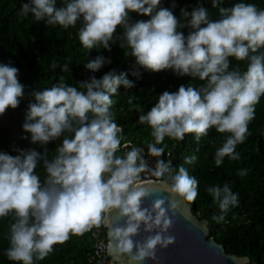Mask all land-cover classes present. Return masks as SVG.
I'll return each mask as SVG.
<instances>
[{"label": "clouds", "instance_id": "clouds-1", "mask_svg": "<svg viewBox=\"0 0 264 264\" xmlns=\"http://www.w3.org/2000/svg\"><path fill=\"white\" fill-rule=\"evenodd\" d=\"M161 3L62 0L57 8L56 0H27L21 5V19L31 14L36 21L64 29L79 22L78 38L85 49L111 51L110 45L118 40L121 49L130 50L138 68L153 73L171 70L177 77L203 83L164 91L155 105L139 116L138 122L148 125L154 138L147 147V155L155 158L154 167L149 166L143 148L125 143L123 147L130 150L117 155L125 138L111 111L112 97L121 86L125 90L135 87L127 72L111 70L78 86L64 83L61 76L59 83L33 92L34 102L24 114L22 130L30 134V143L43 151L14 149L15 156L0 152V219L11 217L9 246L4 253L9 261H42L55 245L108 225L113 214L124 222L109 226L107 248L127 257L129 264L155 261L157 249L175 243L169 232L177 213L196 223L187 204L198 195V181L183 165L176 170L170 160L161 159L164 149L157 145L165 137L182 141L187 134H194L199 141L214 128L228 134L215 152V165L219 167L225 157L240 159L236 147L247 138L256 105L264 97V9L245 2L223 7V0H211L212 8L218 9V19H210L204 7L191 12L182 8V19H178ZM175 7L173 3L171 8ZM132 13L149 19L133 22ZM118 28L122 29L119 35ZM184 29L188 30L186 36ZM230 58L247 60L246 70H230ZM106 64H111V59L98 55L85 68L95 73ZM57 67L64 73L70 71L68 63L54 61L51 68ZM132 75L138 77L139 72ZM23 94L18 69L0 64V116L9 108L16 109ZM133 98L130 94V105ZM136 108L139 110L138 105ZM61 137L55 155L49 158L46 146ZM196 160L195 155L186 157L184 164L192 165ZM41 162L43 181L36 172ZM144 173L155 180H143ZM238 175H247V170ZM154 190L168 193L170 199L157 197L150 207H143ZM206 191L219 209L212 219L223 222L230 208L238 205V194L228 184ZM141 230L143 238L134 239Z\"/></svg>", "mask_w": 264, "mask_h": 264}, {"label": "trees", "instance_id": "trees-1", "mask_svg": "<svg viewBox=\"0 0 264 264\" xmlns=\"http://www.w3.org/2000/svg\"><path fill=\"white\" fill-rule=\"evenodd\" d=\"M27 0H0V64H11L18 69L19 82L24 86V94L16 109H7L5 113L14 114L19 118V124L24 122V114L29 103L34 102L33 92L42 91L60 82L64 77V83L70 86H78L81 81H86L95 76L100 79L111 70L127 72V79L134 82L135 87L125 90L123 86L118 89L111 111L116 123L122 127L124 141L131 144L146 146L154 143L151 129L148 125L138 122L139 116L148 112L157 102L164 91L175 92L180 85L199 87L203 82L190 77H177L171 70L153 73L135 66V60L130 57V50L121 49L120 41L110 45L111 51L100 48L88 50L83 48L78 38L79 22L75 27L64 29L60 26H48L45 21H36L31 14L21 19L18 15L20 7ZM238 2L252 3L258 8L264 9V0H223L221 6L231 7ZM175 3L176 7L171 8ZM62 5V0H56V7ZM161 7L169 8L178 19L180 10L189 12L196 7H204L209 11L210 19H218V9H213L211 0H162ZM134 21L147 20L149 17L130 14ZM185 36L188 30L184 29ZM122 29H117L121 34ZM264 51V49H261ZM102 55L111 59V64H106L98 72H91L85 65L96 56ZM69 64L70 71L64 73L57 67L51 68V64ZM248 61H236L230 58V70L239 68L241 72L247 68ZM138 71L139 76H133L132 72ZM130 94L134 95L133 103H128ZM139 106L137 110L136 106ZM65 135H69L65 133ZM228 134L218 133L214 128L210 129L206 136L199 141L194 134H187L182 141H176L165 137L161 145L164 153H169L173 168L178 170L183 165L188 174L198 181V195L191 202L192 213L199 219L208 221V237L222 245L227 254L237 257H247L248 264H264V97L256 105L255 118L249 123L247 138L242 144L237 145L236 152L240 154L239 160H230L225 157L222 164L215 165V152L220 148ZM28 139H19L13 142L7 131L6 124L0 117V152L12 156L18 153L14 149L34 148L43 151L39 145L30 143ZM49 143L46 147L49 158L55 155V149L62 141ZM117 155H123L121 151ZM195 155L197 160L192 165L184 164L186 157ZM161 158V157H160ZM247 170V175L240 176V170ZM43 181L45 177L41 165L36 170ZM228 184L233 193L238 194L239 203L230 208L223 222L217 223L212 219L219 214L218 205L213 203L207 188ZM11 217L0 219V264H16L9 261L5 250L8 248V226ZM105 230L101 237L104 238ZM93 239L91 231L83 236H72L62 245H55L44 260L35 264H95L93 258Z\"/></svg>", "mask_w": 264, "mask_h": 264}, {"label": "water", "instance_id": "water-1", "mask_svg": "<svg viewBox=\"0 0 264 264\" xmlns=\"http://www.w3.org/2000/svg\"><path fill=\"white\" fill-rule=\"evenodd\" d=\"M157 197L170 199L168 193L158 190L153 191V196L143 202V207H150L152 200ZM187 203V202H186ZM183 207V206H181ZM190 209V215L195 218L196 223L192 224L187 221L182 214L177 213L174 218V224L169 235L175 237L174 245L167 249H157L156 260H146L144 264H248L247 257H237L227 254L224 247L215 242L213 238L208 237V221L199 219ZM171 215V214H170ZM123 220L113 214L110 217L108 225H102L105 230V237L108 241L109 226H120ZM144 236L141 234L134 239L140 240ZM107 254L111 264H129L128 258L119 256L115 251L107 248Z\"/></svg>", "mask_w": 264, "mask_h": 264}, {"label": "built area", "instance_id": "built-area-1", "mask_svg": "<svg viewBox=\"0 0 264 264\" xmlns=\"http://www.w3.org/2000/svg\"><path fill=\"white\" fill-rule=\"evenodd\" d=\"M125 143H127L130 147L135 146V147L143 148L144 152H145V159L148 161L149 166L154 167L155 158L147 155V147L149 144H147L146 146H139V145L131 144L128 141H122V146H121V150H120L122 154H124V152L130 150V147L129 148L123 147V145ZM161 159H164L165 161H167V160L171 161L169 153H166L163 157H161ZM142 179L145 181H154L155 180L154 177H151L147 173L142 174ZM102 230H103L102 225L99 228H93L91 230V236L93 239V247L92 248H93L94 262H95V264H111V261L108 257V254H107V243H108V241L105 237V234H104V238L101 237Z\"/></svg>", "mask_w": 264, "mask_h": 264}, {"label": "rangeland", "instance_id": "rangeland-1", "mask_svg": "<svg viewBox=\"0 0 264 264\" xmlns=\"http://www.w3.org/2000/svg\"><path fill=\"white\" fill-rule=\"evenodd\" d=\"M0 117L1 120L5 122L7 131L13 142H17L22 137L27 136V133L23 132L22 126L19 124V118L17 116L14 114L12 115L11 113H5Z\"/></svg>", "mask_w": 264, "mask_h": 264}]
</instances>
